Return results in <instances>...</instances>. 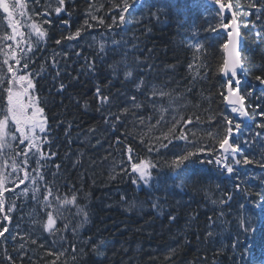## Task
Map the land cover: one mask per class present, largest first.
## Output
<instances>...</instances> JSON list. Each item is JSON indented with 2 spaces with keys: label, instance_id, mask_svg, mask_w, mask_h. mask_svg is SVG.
I'll list each match as a JSON object with an SVG mask.
<instances>
[{
  "label": "trees",
  "instance_id": "16d2710c",
  "mask_svg": "<svg viewBox=\"0 0 264 264\" xmlns=\"http://www.w3.org/2000/svg\"><path fill=\"white\" fill-rule=\"evenodd\" d=\"M113 2L120 0H67L71 15L61 14L58 18L53 14L51 25H43L48 32L46 42L29 64L35 95L49 119V143L43 145V150L55 154L42 168L45 180L61 196L75 194L77 204L88 213L87 222L73 207L65 212L69 230L51 236L42 230L46 217L42 204L33 199L34 194L29 191L27 197L20 195L25 185L17 188L8 183L6 210L11 202H15L16 210L8 224L7 239L0 243V264H9L8 255L13 257L14 264H51L55 256L48 253L58 250H64V255L56 264H262L264 239L259 234L250 235L247 240L240 236L241 243L248 245L243 260V249L238 246L233 252L231 245L237 236L240 215L251 217L260 229L264 211L257 193H264V169L248 166L240 174L247 191L236 193L232 182L223 179L214 164H198L206 156L192 157L181 169L170 167L175 155L192 150L191 143L173 138L172 144L159 153H149L146 148V144L155 143L168 132L174 116H183L185 120L193 117V124L187 128H175V134L182 130L189 133L193 143L207 144L208 131H222L219 116L226 107L219 95L222 80L216 68L223 59V41L218 33L206 31L217 23L202 19L205 25L196 27L205 47L214 45L207 47L206 58L200 57L208 65L205 69L196 66L198 60L194 58L198 54L189 44L195 28L192 16L200 11L189 5L192 0H137V10L126 16L122 25L112 24V17L118 18V12L111 9ZM26 3L30 15L41 12L49 3L55 7V0ZM232 3L239 13L246 67L259 68L264 65V23L256 20L255 10L247 8V0ZM90 12L103 18L104 24L91 20ZM34 18L37 22L44 19ZM62 19L69 20L70 26L63 25ZM85 20L91 27L85 25ZM5 24L0 20V34L10 31ZM77 29H81L77 40L62 39ZM57 39L62 42L56 44ZM101 43L105 45L103 52L99 48ZM129 68L133 77L125 79ZM256 74L259 73L249 75ZM138 79L144 81L139 90L134 83ZM97 88L110 98L108 104L98 103ZM153 88L165 93L156 97V104L149 102ZM133 95L141 104L138 109L126 103ZM125 106L129 107L127 116L121 115L120 122H116V115ZM161 108L165 109L163 113ZM196 116L200 117V124L194 126ZM212 116L216 117V126L209 123ZM252 131H257L254 125L246 131L247 136ZM262 137H255L254 147L245 149L244 154L256 159L264 156ZM129 145L136 156L157 163L151 187L139 181L133 183L136 174L121 171L127 167L125 153ZM20 149V145L13 143V153ZM34 160L35 157L30 160V167H35ZM202 168L211 171L202 173ZM226 188L232 191L231 207L219 204ZM36 195L43 198V187ZM239 203L246 208L240 210ZM173 216L175 220L170 219ZM57 226L63 227V221H58ZM17 232L23 239L13 242ZM30 238L37 243L32 244ZM21 243H25L27 251L23 260ZM41 243L43 247H39Z\"/></svg>",
  "mask_w": 264,
  "mask_h": 264
},
{
  "label": "snow or ice",
  "instance_id": "6c2138e0",
  "mask_svg": "<svg viewBox=\"0 0 264 264\" xmlns=\"http://www.w3.org/2000/svg\"><path fill=\"white\" fill-rule=\"evenodd\" d=\"M216 6V17L220 23L217 25H210L206 31L216 32L219 35H224L225 39L220 44L224 56L222 61L216 68L220 74L222 83V91L219 93L222 98L226 111L220 113L219 119L223 122L220 127L222 131H208L206 136L209 143H193L189 140V133L180 131L175 134V128L180 126L182 129L187 128L188 125L193 124V117L189 116L187 120L183 116L179 118H172V127L168 132L157 138L155 143L146 144L149 153H159L160 150L168 148L172 144L173 138L191 143L192 150L183 151L179 155H175L171 161L170 167L173 169H181L194 156L207 157L201 158L198 161L199 165H216L217 171L221 173L223 179L230 180L236 193L247 191L242 186L241 173L247 169L248 166H256L264 169V156L256 159L253 156L245 155V149L255 142L254 138L264 135V65L259 68H247L246 60L243 52V39L241 36L239 23V13L234 7L232 0H210ZM34 4H39V0H33ZM137 0H120L119 3L113 2L111 9L118 12V18L112 17V24H124L125 17L131 16L136 9ZM67 0H55V7L51 4L44 6L41 12H33L29 14L27 11L28 4L26 0H0V20L6 21L4 27L10 31L0 34V96L3 98V106L0 107V243L7 239L6 233L9 232L8 224L11 223L12 213L16 210L15 202L7 204L5 192L9 191L7 184L11 183L15 187L25 185L21 189L20 195L27 197L29 191L33 195V199L38 204H42L45 221L42 223L43 232L55 236L57 233L68 231V218L65 212L70 211L73 207L76 214L82 215L83 222H87L88 213L84 208L77 204V196L75 194L69 196H61L58 192H54L45 180V174L42 168L47 161L54 156V153L46 154L43 150V145L48 144L46 139L48 135L47 118L44 115V108L40 106L39 98L35 95V82L33 73L29 70V64L33 63L32 59L40 49V45L46 42L48 32L43 25H51V16L55 14L56 17H61V14L70 16L71 13L67 10ZM239 7L243 8L244 5ZM247 8L255 10L256 20L264 23V0H247ZM226 14H230L226 19ZM249 15H253L249 11ZM35 16L44 17L43 20L37 22ZM91 20H98L100 25L104 24L103 18L97 17L92 12L89 13ZM63 25L70 26L69 20L62 19ZM85 25L91 27L88 20H85ZM112 25H109L110 28ZM245 27L247 25H244ZM27 29L25 31L24 29ZM221 30H223L221 32ZM257 36L261 35L257 31ZM81 36V29H77L74 33H69L63 37L64 40H77ZM195 38V33H194ZM218 38V37H217ZM35 41V44L33 43ZM10 42V43H9ZM56 44L62 42L57 39ZM209 44L207 47H213ZM198 54L195 60H198L197 67L207 69L208 65L205 63L207 55V47L205 44L196 40L190 45ZM100 51L103 52L105 45H99ZM79 55V53H77ZM23 61V63H22ZM55 64V61H53ZM189 68H193L190 64ZM251 72H258L259 74L250 77ZM206 75V72H205ZM133 77V71L129 68L125 71V79ZM137 90L144 85L143 80L134 81ZM64 85H60L59 91H63ZM165 93L153 88L149 96V102L157 103L156 97H162ZM97 101L101 105H106L110 102V98L101 93L99 88L96 89ZM126 103L133 109H138L141 104L137 101L136 95L127 98ZM161 113L165 109H160ZM129 107L125 106L119 114L116 115V122H120V116H127ZM253 117L256 119L254 120ZM163 115H161V120ZM209 123L213 126L216 122V117H209ZM141 124L143 120L139 121ZM160 121H157L159 123ZM197 126L200 124V117H195ZM255 127L257 131H252L249 136H245V131ZM114 127V125H113ZM194 137L196 133H191ZM166 141V143H165ZM13 143L23 145L19 151L13 153ZM140 143H144L141 137ZM242 145L244 147H242ZM8 153L6 156L5 153ZM126 168L121 171L127 174L129 171L136 174V180L142 182L146 187H151L153 175L152 172L157 168V163L149 158H140L135 155L134 149L131 145L126 147ZM35 167H30V160L33 159ZM9 160L11 163L9 164ZM43 162V163H42ZM10 171H7L8 169ZM59 169V165H56ZM202 173L211 171L210 169H200ZM195 175V173H193ZM218 176L217 179H221ZM191 177H189L190 179ZM175 179V177H173ZM43 187L44 195L40 199L38 194L40 188ZM261 197V210L264 211V193H257ZM233 202L232 191L225 189V194L219 200V204L228 205L231 207ZM217 203V201H213ZM155 206V203L154 205ZM246 205L239 203V209L244 210ZM223 216V212L220 213ZM175 220V217H170ZM58 221H63V227H58ZM210 223H213L212 217H209ZM259 234L264 239V217L260 220V229L258 230L252 221L251 217L240 215L237 220V236L231 245L233 252L238 250V246L243 251H240V258L243 260L248 245L241 243L240 236H244L247 240L250 235ZM212 235L211 232L208 233ZM20 237L17 232L12 237V241ZM31 239V238H30ZM32 244H36V239H31ZM55 240L52 241V246L55 247ZM43 247V243L39 245ZM20 258L23 260L27 256L25 243L19 245ZM72 251L75 252V246H72ZM49 255L55 256L51 264H56V261L64 255V250L56 252H49ZM6 259L9 264H14L13 257L8 255ZM75 259V257H73Z\"/></svg>",
  "mask_w": 264,
  "mask_h": 264
},
{
  "label": "bare ground",
  "instance_id": "6f19581e",
  "mask_svg": "<svg viewBox=\"0 0 264 264\" xmlns=\"http://www.w3.org/2000/svg\"><path fill=\"white\" fill-rule=\"evenodd\" d=\"M192 17L195 19L194 27H201V26H203V20H202V16L201 15H198L197 13H194V15ZM178 36H179V32H178ZM262 139H263V141H261V144L264 146V137H262ZM252 147H254V143L251 144L246 149L249 150Z\"/></svg>",
  "mask_w": 264,
  "mask_h": 264
}]
</instances>
